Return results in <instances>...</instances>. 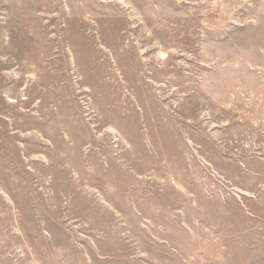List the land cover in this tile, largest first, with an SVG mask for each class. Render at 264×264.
Instances as JSON below:
<instances>
[{
  "label": "rangeland",
  "instance_id": "rangeland-1",
  "mask_svg": "<svg viewBox=\"0 0 264 264\" xmlns=\"http://www.w3.org/2000/svg\"><path fill=\"white\" fill-rule=\"evenodd\" d=\"M0 264H264V0H0Z\"/></svg>",
  "mask_w": 264,
  "mask_h": 264
}]
</instances>
